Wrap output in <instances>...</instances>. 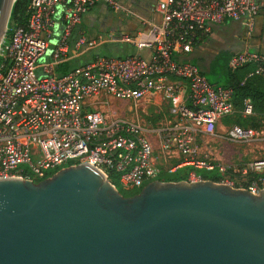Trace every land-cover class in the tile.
<instances>
[{
  "label": "built area",
  "instance_id": "obj_1",
  "mask_svg": "<svg viewBox=\"0 0 264 264\" xmlns=\"http://www.w3.org/2000/svg\"><path fill=\"white\" fill-rule=\"evenodd\" d=\"M98 3L136 19L142 29L109 32L95 40L76 38L77 27ZM263 12L260 0H161L146 18L121 0H30L26 23L11 27L0 49V179L39 182L89 163L124 191L142 190L162 173L150 138L153 131L131 119L108 117L95 104L106 103L107 97L137 104L156 94L172 101L177 119L154 132L161 153L167 157L176 152L184 159L167 172L186 166L213 172L214 166L199 160L197 138L213 135L223 119L238 112L235 91L212 85L190 56L214 36V27L228 22L241 23L252 38ZM112 43L130 45L136 53L96 54L69 73H58L66 60ZM245 67L252 68L247 78L263 76L264 53L247 47L228 64L231 72ZM240 112L254 115L250 99ZM254 135L239 126L228 132L237 141ZM216 170L226 173L222 166ZM240 174L238 180L219 183L255 195L264 190V160ZM202 180L191 173L188 182Z\"/></svg>",
  "mask_w": 264,
  "mask_h": 264
},
{
  "label": "water",
  "instance_id": "obj_2",
  "mask_svg": "<svg viewBox=\"0 0 264 264\" xmlns=\"http://www.w3.org/2000/svg\"><path fill=\"white\" fill-rule=\"evenodd\" d=\"M0 264H264V190L156 180L125 197L89 163L0 179Z\"/></svg>",
  "mask_w": 264,
  "mask_h": 264
},
{
  "label": "rangeland",
  "instance_id": "obj_3",
  "mask_svg": "<svg viewBox=\"0 0 264 264\" xmlns=\"http://www.w3.org/2000/svg\"><path fill=\"white\" fill-rule=\"evenodd\" d=\"M128 5V4H127ZM134 8V5H129ZM128 19L123 13L113 14L112 27L117 25L121 20ZM10 21V19H9ZM8 31V28H7ZM214 37L201 43L191 54L190 58L198 65L201 72L207 80L216 87H222L228 83V64L231 55L237 51L234 47L227 46L224 41H235V35H246V30L240 27L239 22H232L226 26L214 27ZM216 36V37H215ZM241 36V37H242ZM3 38L0 49L3 42ZM213 48H211V46ZM204 48H208L207 51ZM204 49V50H203ZM52 51V50H51ZM197 51L200 52L197 55ZM197 55V56H196ZM76 60L70 63L73 68L77 65ZM3 58L0 57V72L2 71ZM106 103H97L95 106L108 117H123L140 122L148 130L153 131L151 140L156 148V163L161 170L160 181L176 180L181 182L182 179H189L191 173L196 174L203 179L207 174L204 168L186 166L173 170L184 162V159L176 152L165 157L161 153L160 145L154 132L166 128L176 122V115L173 113V103L167 97L156 94L147 97L137 104L122 102L107 97ZM238 109V112L231 118L223 119L218 125L213 135H199L197 144L200 149L199 160L215 167L212 175H217L221 179L230 178L233 180L240 179L242 170L247 169L252 163L264 160V116H246L244 117ZM239 126L246 130H254L255 135L249 141H237L228 136L229 129ZM224 167L226 173H220L217 168ZM242 180V179H241ZM246 181V180H245Z\"/></svg>",
  "mask_w": 264,
  "mask_h": 264
},
{
  "label": "crops",
  "instance_id": "obj_4",
  "mask_svg": "<svg viewBox=\"0 0 264 264\" xmlns=\"http://www.w3.org/2000/svg\"><path fill=\"white\" fill-rule=\"evenodd\" d=\"M126 6L134 5L130 8L136 10L139 14L143 15L146 18H151L153 16V11L156 4L161 0H121ZM263 1L264 0H260ZM128 4V5H127ZM112 12L113 14H118L114 12L111 8H109L104 3H98L95 7H93L89 13L83 18L82 23L77 27L75 36L83 35L84 37L95 40L98 38H105L109 32L115 33H129L135 34L142 29V25L133 18L128 17V19L121 20L117 25L112 27ZM232 22H228L223 26H226ZM240 27L245 29L244 26L240 23ZM241 35H235V41H227L223 42L237 49L235 53L231 55V57L237 53L243 52L245 48L249 47L252 50L263 52L264 53V12L258 17L256 23V30L252 38H248L247 35L244 37ZM214 37V36H213ZM212 37V38H213ZM216 37V36H215ZM214 45L211 46L213 48ZM55 48V41H53L51 45V50ZM207 49L208 48H204ZM203 49V50H204ZM130 53H136V49L130 45L124 44H106L101 49H93L91 51L86 52L83 56L79 58H73L66 60L60 66L65 70L66 73L76 69L77 67L84 65L95 58L96 54L101 55H110V56H126ZM200 52L197 51V55ZM196 55V56H197ZM74 60L78 61L77 65L73 68L70 67V63ZM194 60V59H193ZM59 66V67H60ZM58 67V73H59ZM60 74V73H59Z\"/></svg>",
  "mask_w": 264,
  "mask_h": 264
},
{
  "label": "trees",
  "instance_id": "obj_5",
  "mask_svg": "<svg viewBox=\"0 0 264 264\" xmlns=\"http://www.w3.org/2000/svg\"><path fill=\"white\" fill-rule=\"evenodd\" d=\"M30 0H16L9 21V35L11 27L15 25H23L26 23L28 18V5ZM193 62V61H192ZM194 63V62H193ZM252 71L251 67H245L239 69L236 72H231L228 69V83L225 84L224 88H233L235 91V103L237 109L241 110L243 107V102L246 99H250L253 105L254 116H264V75L263 76H254L247 78V75ZM60 75L66 74L62 66L59 67ZM247 78V79H246ZM246 79V81H245ZM207 174L203 176V180H209L215 183H219L221 178L217 175H212V172L206 171ZM111 182L119 189V191L125 197H132L141 192V190L127 192L124 191L119 185L118 181L110 178ZM176 180H166V182H175ZM182 181H188V179H182Z\"/></svg>",
  "mask_w": 264,
  "mask_h": 264
},
{
  "label": "bare ground",
  "instance_id": "obj_6",
  "mask_svg": "<svg viewBox=\"0 0 264 264\" xmlns=\"http://www.w3.org/2000/svg\"><path fill=\"white\" fill-rule=\"evenodd\" d=\"M5 32H6V27H5L4 30H3V33H2V36H1V39H0V44H1V42H2V39H3V37H4Z\"/></svg>",
  "mask_w": 264,
  "mask_h": 264
}]
</instances>
